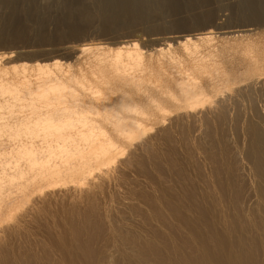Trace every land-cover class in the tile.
Listing matches in <instances>:
<instances>
[{"label": "bare ground", "instance_id": "bare-ground-1", "mask_svg": "<svg viewBox=\"0 0 264 264\" xmlns=\"http://www.w3.org/2000/svg\"><path fill=\"white\" fill-rule=\"evenodd\" d=\"M215 20L0 66V264H264V40Z\"/></svg>", "mask_w": 264, "mask_h": 264}, {"label": "rangeland", "instance_id": "rangeland-1", "mask_svg": "<svg viewBox=\"0 0 264 264\" xmlns=\"http://www.w3.org/2000/svg\"><path fill=\"white\" fill-rule=\"evenodd\" d=\"M146 1L141 10H124L119 16L111 18L109 9L98 0H4L0 3V52L14 51L12 55L22 59L2 62L1 71L11 73V68L20 63L42 62L43 54L47 53L44 52L45 48L54 51L55 47H77L91 42L110 49L116 48L120 41H128V38L136 41L137 38L139 44L140 41L143 43L140 44L142 47L145 45L149 49L154 47L153 41L178 36L184 30L195 27L191 19L206 14L213 21L216 19L214 23L229 29L258 27L261 32L250 38L258 42L264 40V12L256 17L251 16L250 8L245 7L248 0ZM17 16L21 20L20 25H23H19L18 29L15 26ZM122 22L132 23V29L124 27ZM59 51L54 57L58 62H73V57L66 58V52L60 51L61 54ZM32 56L34 60L30 61ZM83 61L80 60L81 65ZM27 74H32V71ZM263 92L259 90L257 94L260 95L255 92L253 97L264 112ZM249 106L250 102H239L231 109L230 117L243 122L247 118ZM243 143L245 146L246 139Z\"/></svg>", "mask_w": 264, "mask_h": 264}]
</instances>
